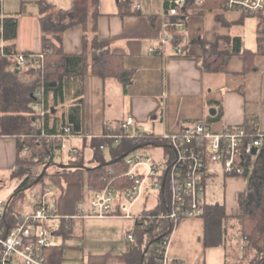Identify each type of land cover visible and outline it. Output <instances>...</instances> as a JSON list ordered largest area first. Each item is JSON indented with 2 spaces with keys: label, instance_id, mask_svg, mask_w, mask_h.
<instances>
[{
  "label": "crops",
  "instance_id": "obj_1",
  "mask_svg": "<svg viewBox=\"0 0 264 264\" xmlns=\"http://www.w3.org/2000/svg\"><path fill=\"white\" fill-rule=\"evenodd\" d=\"M47 1L64 10L71 7V0H66L67 7L60 6L57 0ZM198 1L197 4H200ZM39 2L0 0V52L10 45L18 53L42 51ZM94 3L98 13L95 18L97 36L109 44L113 54L123 59L125 70L121 79L102 78L88 67L81 81L80 117L81 126L88 137L81 134L64 138L61 143L66 149L57 157L66 156L67 162L69 155L75 153L71 149H77L83 161V149L88 144L94 158L92 142L95 139H104L101 144L106 143L108 147L104 149L110 150L115 146L113 139L103 136L121 134L122 124L128 117L133 118L128 132L134 136L147 133L161 138L165 132H179L199 121L214 132L244 124L249 125L248 128H251L250 124H255L264 131V32L260 31L261 15H248L218 4L210 7L194 6L187 10L184 21L178 25L177 22L181 20L168 13L167 0H160L159 5L148 8L143 5V1L138 0H95ZM10 16L17 19L16 36L13 40L5 41L2 37V20ZM91 18L89 13L88 34L92 27ZM66 21L64 19L62 23ZM85 34L86 29L80 23L63 30L61 40L64 52L71 55L82 53ZM151 47L155 49L153 53L150 52ZM177 47L182 49V54L175 52ZM220 52H225L221 64L216 70L207 69L205 62L212 63ZM246 53H249L247 59ZM103 104L108 108L107 113H102L98 121L93 120L100 114ZM69 105V102L66 103L63 110L67 111ZM89 111H92L91 115ZM104 118L107 120L101 123ZM24 138L31 144L29 151L18 154V139ZM78 139L81 141L77 142ZM32 140L25 135H0V201L5 208L7 205L11 207L17 199V196L11 199L23 180L15 173L17 158L24 153L34 154L31 149L35 141ZM104 149L100 150L102 156ZM217 175L218 172L211 165L205 180V205L223 204L228 215H237V194L245 188L240 184L241 179L235 187L236 177L227 176L230 177L227 178L230 185L224 194V201H207L208 181ZM237 177H248L249 180L251 175ZM83 181L66 182L62 177L50 173L43 183L38 180L30 184L28 190L31 199L25 209L18 206L11 208L20 216L31 212L36 206L58 214L60 225L58 229H53L55 239L46 248L48 253L50 251L48 258L51 264H61L66 257L64 264H78L72 261V257H78L81 264H87L90 256L106 254H109L106 264H124L120 256L128 250L127 235L137 228L135 220L130 219L132 221L126 230V247L122 251L115 252L117 245H114L104 252L88 250L86 253L83 247L79 249L78 243L68 245V241L77 238L84 230L85 218L78 215L88 209L94 191L87 181L85 187ZM50 183H54L53 187ZM35 194L38 199L33 197ZM158 201L150 204L148 195L143 196L134 205L133 212H154ZM115 219L122 217L103 219L107 224L101 227L102 231L107 234L114 232ZM230 221V224L235 222L233 219ZM233 229L237 233V227L229 225L228 231ZM60 237L62 242H56ZM56 248L59 258L54 260L51 251ZM167 254L171 258L183 260L185 264L227 263L226 251L222 246L205 245L203 216L183 218L170 230Z\"/></svg>",
  "mask_w": 264,
  "mask_h": 264
},
{
  "label": "trees",
  "instance_id": "obj_2",
  "mask_svg": "<svg viewBox=\"0 0 264 264\" xmlns=\"http://www.w3.org/2000/svg\"><path fill=\"white\" fill-rule=\"evenodd\" d=\"M197 1L187 0L185 8L183 10L181 8V13L186 14L187 10L194 6L210 7L216 4L224 6L225 3V0H202L200 4H197ZM94 2L95 0H71V7L64 10L56 8L47 0H40V22L43 31L41 52L44 55L41 66L31 63L24 66L19 65L13 57V54L18 52H15L11 45L3 48L5 55L0 53V135L41 136L43 150L39 154L38 162H41L44 167L47 165V168L39 179L40 183H43L45 177L51 173L62 177L66 182L86 179L91 189L97 190L104 186L106 179L125 171L122 154L151 144L155 146L163 144L161 138L154 134L146 133L135 135L132 138L125 137L119 145L111 147L112 158L110 162H106L101 149L98 148L104 139H95L92 142L95 152L93 159L98 162L97 165L85 168L80 154L75 152L69 155L66 163H62L69 164V167L59 168L57 166L55 155L58 156L62 151V139L49 136L62 134L66 127L72 134H85L80 118L83 74L89 67L92 73L102 78L121 79L125 70L123 59L113 54L109 44L97 36L95 18L98 13ZM89 13L92 17L90 21L92 27L88 34ZM176 17L184 21V18ZM259 18L264 32V16H259ZM64 19L67 21L62 23ZM74 23L82 24L86 29V34L84 35L83 52L71 55L65 53L62 48L61 33ZM16 29V17H4L2 37L5 41L15 38ZM224 54L225 52L218 53L212 63L209 64L206 61L204 65L207 69L216 70ZM248 56L249 53H246L245 59ZM41 87L44 100L42 116L37 114L32 106L35 102V93ZM68 102L70 105L65 111L63 109ZM30 145L25 138L18 139V154L25 150V152L29 151ZM25 146L27 148L24 149ZM34 155L24 153L18 156L15 173L23 177V180L15 189L11 199L24 194L38 175L36 171H31V168L24 166L34 161ZM237 205L239 213L234 216L226 213L223 204L206 205L203 214L204 243L206 246H222L226 251L227 262L230 257L234 256L236 259L235 249L230 247L228 231L229 225H235L240 240L244 244L243 256L247 264H264V175L259 170H256L249 178L245 190L237 194ZM163 211H165V203L161 201L154 212ZM19 216L20 214L13 212L12 208L7 205L2 220L6 227H9ZM231 219L235 220L232 224H230ZM135 224L137 228L131 232L134 242L127 243L128 250L120 256L121 260L124 264H157L152 254L157 251L161 236L169 233V223L165 220L136 219ZM52 251L53 259H58L59 250L56 248ZM46 255L49 257L50 251L49 253L46 251ZM108 257L109 254L92 255L88 258L87 264H106Z\"/></svg>",
  "mask_w": 264,
  "mask_h": 264
},
{
  "label": "built area",
  "instance_id": "obj_3",
  "mask_svg": "<svg viewBox=\"0 0 264 264\" xmlns=\"http://www.w3.org/2000/svg\"><path fill=\"white\" fill-rule=\"evenodd\" d=\"M168 13L172 16L185 17L181 13L187 0H167ZM202 3V0L198 1ZM227 9H237L248 15H257L264 11V0H225ZM178 25L182 21L177 22ZM164 42L162 39L161 43ZM154 47L150 52H154ZM182 54L181 48L175 49ZM1 55H5L1 50ZM43 52L15 53L17 63L41 66ZM43 88L35 93L33 108L42 116L44 114ZM133 118L128 117L122 124V132L111 137L114 145H119L125 137L134 135L128 132ZM227 127L220 132L208 129L201 121L184 127L179 132H165L161 135L163 142L154 146L162 150L161 157L155 159L146 152L133 150L124 156L125 171L106 179L102 188L94 190L89 200L88 209L81 212V218H105L120 216L122 218L141 220H165L170 230L183 218L203 216L205 205V180L211 165H217L226 176H245L259 170L264 175V131L255 124ZM81 136L72 134L68 127L62 134L50 135V138ZM36 144H41V136L26 134ZM85 137L88 135L85 134ZM100 144L99 148H107ZM164 147L169 150L164 149ZM62 150L66 147L61 145ZM256 151L253 153V149ZM76 152L77 149H71ZM55 157H57L55 155ZM153 194L159 202L164 201L165 211L135 214L134 205L143 196ZM35 199L38 196L33 195ZM5 205L0 201V264H51L46 255V248L55 239L54 230L46 225L47 220L57 218L58 214L42 206H36L31 212L21 215L9 227L3 222ZM134 242L131 233L127 235ZM170 231L161 236L158 249L152 256L157 264H185L183 260L171 258L167 254Z\"/></svg>",
  "mask_w": 264,
  "mask_h": 264
},
{
  "label": "rangeland",
  "instance_id": "obj_4",
  "mask_svg": "<svg viewBox=\"0 0 264 264\" xmlns=\"http://www.w3.org/2000/svg\"><path fill=\"white\" fill-rule=\"evenodd\" d=\"M139 2L143 1V5H145L147 8L148 7H153L154 4L159 5V1L160 0H138ZM58 4L60 6H64L67 7V3L66 0H57ZM260 14V13H259ZM261 17L264 16V11L260 14ZM260 31L263 32V25L260 23ZM104 106L102 107V110L100 112V114H97L96 118L93 120L98 121L100 118V115L102 113H107V109L106 105L103 104ZM89 110H91V108H89ZM92 111H89L88 114L91 115ZM90 118V117H88ZM107 118H104V120H101V123L103 121H106ZM111 121H115V123L117 122L116 120H111ZM118 124V123H117ZM116 124V126H117ZM87 140V139H86ZM33 141V140H32ZM81 141V139H78L77 142ZM36 147H35V146ZM32 146V151L34 152V161H32L28 166L24 165L26 167L31 168V171H36L37 174L39 175L43 169V165L41 162H38L39 159V154L40 152L43 150L42 147L43 145H37L34 144ZM164 149L169 150L168 148L164 147ZM84 150V157H83V165L86 168H90V167H94L95 165L98 164V162L96 160H94L92 158V151L89 149L88 144L85 145ZM139 151H143L146 152L150 155H153L155 159L159 158V156H161L162 154V150L152 147V146H144V147H139L138 148ZM31 153V151H30ZM103 157L105 159L106 162L110 161L111 159V153L109 149H104L103 150ZM56 163H65L66 162V156H59L55 159ZM212 168L215 169L218 172V175L214 178H211L208 181L207 184V191H206V195H207V201L209 203H213V202H219L222 203L224 201V194L227 193L226 190L227 188H229L230 185V177H227L225 175H223V173L221 172L219 166L217 165H212ZM40 170V171H39ZM40 173H39V172ZM36 175V176H38ZM232 177V176H231ZM236 177L234 178L236 181L234 183V186L237 187L239 180L241 179L240 184L244 185V187L246 188L247 183H248V177H237V176H233ZM229 178V179H227ZM82 183H86V179H84V181ZM51 184V183H50ZM54 183L51 184V186L53 187ZM232 185V184H231ZM87 185L85 184V187ZM39 187V185H38ZM244 188V190H245ZM86 191V188L84 190V192ZM242 192V191H240ZM239 193V192H238ZM30 190H27L25 192V194H22L20 196H17L16 201L11 205V207L13 206H18L19 208L25 209L26 205L29 204L31 196H30ZM148 200L150 201V204L155 203L157 200L155 199V195L150 194L148 195ZM19 201V202H18ZM18 202V203H17ZM20 203V205H19ZM160 203V202H159ZM108 218V217H105ZM105 218H96V217H88L84 219V223H85V227L84 230L82 231V233L79 234V236L77 238H74L71 241H68V245H73L75 243L79 244V249H81L82 247L86 250V253L88 250H93V251H99V252H104L106 251V249H108L109 246H114L117 245V248H115V252H119L122 251L125 247H126V243H125V237H126V230L129 228L130 225V219H115L114 222L115 223V231L112 232L111 234H107L105 232L102 231L101 227L102 226H106L107 221L103 220ZM121 218V217H120ZM59 218H51L49 220H47L46 225L49 226L52 229H58L60 222H59ZM76 231V230H75ZM78 232V231H76ZM238 233H236L233 230L229 231V235H230V247L232 246V248L235 249V256L236 259L233 257H230L228 259V262L226 264H247L246 259L243 256V253L245 252V250H243V241L240 240L239 235H237ZM56 242H62L61 237L57 238ZM249 253V252H248ZM247 254V253H246ZM76 255V252L73 254V256ZM66 258H64L65 261ZM71 259H73L72 261H77L78 264H81L80 262V258L78 257H72ZM64 261L62 260L61 264H64ZM67 264V262H66ZM72 264V263H71Z\"/></svg>",
  "mask_w": 264,
  "mask_h": 264
},
{
  "label": "water",
  "instance_id": "obj_5",
  "mask_svg": "<svg viewBox=\"0 0 264 264\" xmlns=\"http://www.w3.org/2000/svg\"><path fill=\"white\" fill-rule=\"evenodd\" d=\"M52 84L54 85V83H52ZM211 111H213V109H211ZM255 151H256V149L254 148V149H253V153H254ZM126 154H127V153L122 154V155H121V158H123L124 156H126ZM57 166H58L59 168H65V167H69L70 165H69V164H61V163H58ZM46 168H47V165L42 169L41 173L37 176V178L34 180L33 183L38 182V180L44 175ZM85 168H86V167H85Z\"/></svg>",
  "mask_w": 264,
  "mask_h": 264
}]
</instances>
